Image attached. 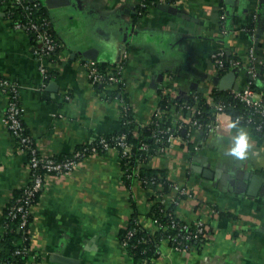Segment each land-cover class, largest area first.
<instances>
[{
  "label": "crops",
  "instance_id": "crops-1",
  "mask_svg": "<svg viewBox=\"0 0 264 264\" xmlns=\"http://www.w3.org/2000/svg\"><path fill=\"white\" fill-rule=\"evenodd\" d=\"M41 2L63 45L46 61L47 79L35 53L40 42L16 28L9 4L0 2V77L18 85L24 127L41 155H70L121 127L118 87L90 82L83 65L89 51L100 63H124V92L136 122L146 124L161 91L186 98L198 90L212 100L217 50L233 58L256 43L264 49V0L149 1L142 13L140 0ZM242 72L247 78L244 68L236 69L239 86ZM7 102L0 89V233L7 206L29 179L27 154L2 120ZM175 119L187 120L179 113ZM226 124L230 132L194 128L189 144L176 139L150 163L173 181L169 200L187 191L177 206L180 218L204 224L202 239L190 249L177 251L163 241L151 261L134 259L121 234L134 213L142 224L151 191L138 181L125 184L111 149L48 178L32 208L30 247L37 264H264V181L255 195L247 193L254 174L264 178V137ZM241 128L250 144L242 161L227 155Z\"/></svg>",
  "mask_w": 264,
  "mask_h": 264
},
{
  "label": "built area",
  "instance_id": "built-area-1",
  "mask_svg": "<svg viewBox=\"0 0 264 264\" xmlns=\"http://www.w3.org/2000/svg\"><path fill=\"white\" fill-rule=\"evenodd\" d=\"M165 0H159L163 2ZM0 2L8 3L9 5H21L26 11L32 12V2L36 4L41 0H0ZM141 7H147L148 0H140ZM142 13V11H140ZM13 20V19H12ZM16 28L27 29L31 31L36 39L40 42L39 47L35 49V53L40 60V72L45 79L48 78V67L46 65L47 60L53 59V56L58 53L62 48V42L58 37H55L50 32L51 21L48 18L37 17L36 19L30 18L28 22L14 21ZM126 57V53L124 54ZM213 60L216 71L219 76L225 73L244 68L247 73V84L244 88L239 86L238 89H228L230 96L243 104L247 109L246 114H239L236 118H233L226 110V105L223 101L214 103V121L209 124V130L218 132H230L228 120L231 124H239L240 126L250 127L256 132L264 131V77L261 76V72L264 71V49L262 54L256 55L254 46L248 48V61L245 64L240 59L229 58L223 49H219L213 53ZM87 76L90 82L95 85L97 83L106 84V86L121 87L124 91L126 84L123 78V62L115 63V71H108L107 74L103 73L99 68V62L93 59H86L83 62ZM259 86V87H256ZM0 89L8 96V102L5 114L2 118L4 124L9 128L14 138L17 140L19 148L27 154V168L29 170V179L24 186L23 195L17 200L10 210V215L16 217L19 213L21 217V226L24 227L28 224V218L32 215V208L36 204L35 197L46 186L48 178L50 176L60 177L72 172L76 169L80 163L91 155L100 154L96 146H85L81 149H76L71 155L65 158H55V156L41 155L35 144L34 138L25 132L23 123L25 109L19 101V87L16 83L10 82L7 78L0 77ZM121 104L128 109V106L124 104L123 100L119 98ZM161 112L156 110L155 116H160ZM185 122H190L194 128H199L197 120L187 119ZM179 130L181 134L171 133L168 137V142L172 145L176 139L183 140V136L188 132L183 123L179 124ZM170 130V129H169ZM193 130V129H192ZM184 141V140H183ZM100 143L108 151L114 148L102 138ZM118 143L124 148V153H129L131 146L121 138ZM143 149H147V144H142ZM115 150V149H114ZM164 153L162 149L160 155ZM156 155V156H157ZM137 172V171H136ZM187 191L182 189L180 195L186 194ZM178 195L172 200L167 199L165 194L160 195L158 198L165 207L170 203H175L176 206L180 203ZM165 215L169 218V225L165 226L158 219H153L157 231L171 229H178L181 232L174 234H168L163 240H166L170 247L177 251H185L190 249L192 244L185 243V241L199 240L205 233L204 224L202 222H196L194 226L188 221L182 220L179 216L178 210L172 212H165ZM194 227L193 229H191ZM4 230L6 229L3 226ZM129 236L133 235V231H130ZM162 240V241H163ZM123 244L127 246V240L123 241ZM29 247L23 246L18 248L16 253L25 254L29 252ZM30 264H37L35 256L31 255ZM1 262V261H0ZM3 264H13L12 262Z\"/></svg>",
  "mask_w": 264,
  "mask_h": 264
},
{
  "label": "trees",
  "instance_id": "trees-1",
  "mask_svg": "<svg viewBox=\"0 0 264 264\" xmlns=\"http://www.w3.org/2000/svg\"><path fill=\"white\" fill-rule=\"evenodd\" d=\"M159 2V0H148V2ZM32 12L26 11L21 5H9L8 14L16 22H28L30 18L36 19L37 17L49 18L47 10L42 2L36 4L31 3ZM146 7H141V11ZM50 32L53 36L57 37L53 31L52 25H50ZM54 55L53 57H55ZM231 59H240L238 56ZM124 64V63H123ZM115 64H106L99 62L100 70L107 74L108 71H115ZM261 76L264 77V71L261 72ZM101 83L95 84L96 86ZM106 86V84H101ZM256 87H259L256 85ZM161 100L158 104V110L161 112L160 116H155L146 124H140L136 122L132 108L127 100L125 92L119 86L114 92L115 97H119L123 100L124 104L128 106H121V127L119 131L110 135H103L98 137L91 143L84 144L77 149L84 148L85 146H96L99 153H104L107 150L100 143L103 138L111 148H114L119 155L120 165L123 169V179L127 186H131L134 181H138L141 185L151 191L150 197V211L148 213L152 219H158L163 225H169V218L165 215V212H172L177 209L175 203H170L165 207L158 199L160 195L169 192L174 183L167 176L163 170L150 166L152 159L161 152L168 150L171 146L168 142V137L171 133L181 134L179 130V124L183 123L188 132H192L194 129L191 123L185 122L182 119H175L176 114H181L184 118L197 120L199 129L203 132H208V125L214 121L215 106L214 103L223 101L226 105V110L236 118L239 114H246L247 109L243 104L233 99L228 90H221L219 87H215L211 92L212 100L209 101L207 97L198 90H193L186 98H176L170 93L165 91L160 92ZM240 126L239 124H236ZM170 129V130H169ZM259 136L264 137V131L256 132ZM26 133H28L25 130ZM191 134H185L183 136L184 142L190 143ZM123 138L130 146L129 153H124V148L118 143ZM147 144L148 148L143 149L142 144ZM71 155V154H70ZM69 155L55 156V158L61 159ZM137 171V172H136ZM24 187L18 191V198L11 204H9L5 210L4 217L1 226H5L6 229L3 233H0V264L12 262L13 264H26L30 256L33 254L30 247V225L32 221V215L28 218V224L24 227L21 226V217L19 213L16 217H12L9 213L12 206L23 195ZM38 193L35 197L37 202ZM180 194H178L179 196ZM182 196L178 198L181 199ZM194 226V223H191ZM192 227L191 229H193ZM133 231V235L129 236V232ZM177 232H183L178 229H171L168 227L166 230L156 231L154 234L143 226L138 220L137 213H134L129 226L122 232L121 240H127V248L136 261L148 260L159 256V246L162 240L168 234H174ZM203 237V236H202ZM202 237L197 240L199 242ZM188 244H194L195 241H185ZM23 246L29 247V252L25 254L16 253L18 248Z\"/></svg>",
  "mask_w": 264,
  "mask_h": 264
},
{
  "label": "water",
  "instance_id": "water-1",
  "mask_svg": "<svg viewBox=\"0 0 264 264\" xmlns=\"http://www.w3.org/2000/svg\"><path fill=\"white\" fill-rule=\"evenodd\" d=\"M90 59L95 60L96 57L93 55V51H89L86 54ZM237 73H236V69L235 70H231L227 73H225L222 76H219V81H218V87L221 90H228V89H238L239 88V84L237 82ZM158 81H160V78L158 79ZM158 81L156 82V80L152 81V86L154 88H157L158 86ZM212 172L210 170H205V174L210 175ZM264 181V178L261 177L260 175L254 174L250 180V183L248 184V190L247 193L249 195H255L256 194V189L257 186ZM246 181H242V184L245 186L246 185ZM241 184V185H242ZM239 186L240 183H238Z\"/></svg>",
  "mask_w": 264,
  "mask_h": 264
},
{
  "label": "clouds",
  "instance_id": "clouds-1",
  "mask_svg": "<svg viewBox=\"0 0 264 264\" xmlns=\"http://www.w3.org/2000/svg\"><path fill=\"white\" fill-rule=\"evenodd\" d=\"M231 127L236 128L237 125L233 123ZM249 148V135L241 128L238 130V134L234 137V147L227 152V155L242 161L246 159Z\"/></svg>",
  "mask_w": 264,
  "mask_h": 264
},
{
  "label": "rangeland",
  "instance_id": "rangeland-1",
  "mask_svg": "<svg viewBox=\"0 0 264 264\" xmlns=\"http://www.w3.org/2000/svg\"><path fill=\"white\" fill-rule=\"evenodd\" d=\"M254 48H255L256 55L262 54L263 50L260 47V43H256L254 45ZM247 52H248V48L246 49V53H242L241 55H239L240 60H242V61H245V60L248 61ZM243 72L241 73V78H240V82H241L240 83V87L241 88H244L246 86V84H247V78L244 76V73ZM168 195L166 197L167 199H168ZM142 224H143L144 227L148 228L152 232V234H154L157 231V227L155 226L152 217L149 216L148 214H147V216L145 218H142ZM163 241L165 243L167 242L166 240H163ZM167 244H168V242H167Z\"/></svg>",
  "mask_w": 264,
  "mask_h": 264
}]
</instances>
